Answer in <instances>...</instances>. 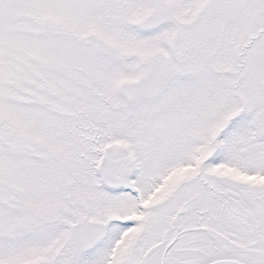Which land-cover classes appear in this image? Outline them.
I'll return each mask as SVG.
<instances>
[{
    "label": "snow or ice",
    "instance_id": "1",
    "mask_svg": "<svg viewBox=\"0 0 264 264\" xmlns=\"http://www.w3.org/2000/svg\"><path fill=\"white\" fill-rule=\"evenodd\" d=\"M0 264H264V0H0Z\"/></svg>",
    "mask_w": 264,
    "mask_h": 264
}]
</instances>
